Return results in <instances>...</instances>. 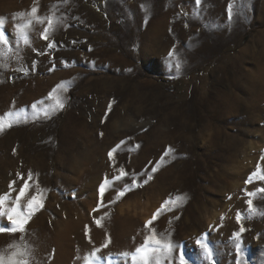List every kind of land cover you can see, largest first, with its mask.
Segmentation results:
<instances>
[{
    "label": "rangeland",
    "instance_id": "rangeland-1",
    "mask_svg": "<svg viewBox=\"0 0 264 264\" xmlns=\"http://www.w3.org/2000/svg\"><path fill=\"white\" fill-rule=\"evenodd\" d=\"M33 7L58 21L47 40ZM0 18V117L20 114L0 132V197L14 207L27 184L19 210L42 204L0 249L26 245L31 264H85L96 250L132 264L120 254L154 232L178 245L173 264H264V180L247 182L264 174V0H0ZM30 20L25 45L17 25Z\"/></svg>",
    "mask_w": 264,
    "mask_h": 264
},
{
    "label": "snow or ice",
    "instance_id": "snow-or-ice-1",
    "mask_svg": "<svg viewBox=\"0 0 264 264\" xmlns=\"http://www.w3.org/2000/svg\"><path fill=\"white\" fill-rule=\"evenodd\" d=\"M196 3L199 4L200 0H196ZM38 12V9L36 7H33L31 9V13L29 15L32 16V18L37 23H45V20L47 22V27L43 29V38L45 40L48 39V33L50 30L54 29L55 24L58 22L54 19L53 16H49L46 18H41L36 15ZM19 16H24V13H19ZM229 15L231 16V6H229ZM32 21H28L27 24L23 25H17V33L18 36L25 45H28L30 43L29 37L27 35L26 31H23L22 29L29 28L31 26ZM4 24L3 18H0V28H2ZM9 41L6 39L4 33L0 31V45H7ZM48 47H53L51 43L48 44ZM174 52H170L169 56H173ZM177 69H179L180 64L177 62L176 64ZM58 89L66 88L65 84H61L57 86ZM56 89L53 90V93L49 94V98L55 101V109H62L64 107L63 100L55 95ZM33 109L36 108V105L32 106ZM19 113H13L9 112L6 114L5 117H0V132L4 130L5 127V120L10 117H19ZM45 115L47 116L48 113L45 112ZM15 122L14 120H10L7 123L8 127L12 126V123ZM115 151V149H113ZM171 151V149H169ZM167 154V153H166ZM109 157H112V152L109 153ZM264 159V157H262ZM155 170V169H153ZM119 175L116 176L114 179L119 180L121 177L125 176L126 173L122 169L119 170ZM253 177H257L260 180H264V174H261V170L259 166L257 167L256 172L252 173V175L249 177L248 183L252 182ZM29 179H31V176H29ZM149 179L151 177L149 176ZM111 182L108 178H105V181L100 186V192L101 196L103 195L104 191L106 190V185H109ZM136 186L135 181H133V185H125L123 190L119 191L117 193V196L115 197V200H118L121 196L124 195L126 191H130L131 187ZM28 188V185L25 184L24 188L20 190L19 196L16 197L15 205L11 208L5 207V202L8 200V196H2L0 197V218L7 219L8 223L10 224V227H0V233L2 232H9V233H23L25 231V224L28 222V219L31 217L32 213L38 209L39 207H42V204L39 202L37 197H32L27 204V207L29 211L27 214L21 212L19 210V204L20 199L25 195V190ZM258 191L264 192V188L258 189ZM246 195L249 197L247 203L249 206V212L254 213L256 211L255 208H253L252 205V197L256 195V192H247ZM180 197H177V200H179ZM115 200L113 202H115ZM171 201H165L164 205H161V209L165 208ZM161 209H158L155 214H153L152 220H149L145 227H149L152 222L157 218V216L160 214ZM240 216L237 214V221L239 222ZM96 224L100 225V220L96 221ZM245 231L243 227L240 228V231L237 233H234V236L236 238V250L237 253L240 252V236ZM21 240H23V236L20 237ZM204 241V237L201 236L197 240V244L200 245L203 259L207 261H212V252L208 246V244ZM104 247H107V243L104 245ZM178 245L174 244L170 239L161 238L157 239L155 233L151 236L145 237L144 244L140 247H137L135 249V252L130 254L128 252L121 253L120 256L127 259L129 255H131L132 264H163L164 261H168L169 264H173V262L176 260V257L174 255V252L177 250ZM97 251H93L88 257H85V264H102V260L107 259V264H114L113 258H101L97 256ZM0 264H31L30 261V251L26 245H22L19 242H13L10 243L6 249H0ZM179 264H185L184 256L181 254L179 256ZM237 264H239V261H237Z\"/></svg>",
    "mask_w": 264,
    "mask_h": 264
},
{
    "label": "bare ground",
    "instance_id": "bare-ground-1",
    "mask_svg": "<svg viewBox=\"0 0 264 264\" xmlns=\"http://www.w3.org/2000/svg\"><path fill=\"white\" fill-rule=\"evenodd\" d=\"M87 164V163H86ZM81 166V165H80ZM30 197V196H29ZM28 197V198H29ZM43 219V220H42ZM44 217H41V218H39L37 221H35L34 223H33V225H35L36 223H38V224H41L43 221H44ZM43 227H44V223H42L41 224ZM91 229L93 230L91 233H92V235H94V236H92V239L94 238V239H96V237L98 236V235H96V233H98L97 232V230H95L94 228H93V226L91 227Z\"/></svg>",
    "mask_w": 264,
    "mask_h": 264
}]
</instances>
